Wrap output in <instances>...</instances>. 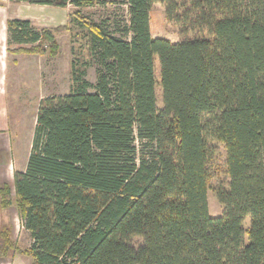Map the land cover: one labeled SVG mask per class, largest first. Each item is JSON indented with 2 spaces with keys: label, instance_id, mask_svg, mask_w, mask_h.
Here are the masks:
<instances>
[{
  "label": "trees",
  "instance_id": "obj_1",
  "mask_svg": "<svg viewBox=\"0 0 264 264\" xmlns=\"http://www.w3.org/2000/svg\"><path fill=\"white\" fill-rule=\"evenodd\" d=\"M153 3L193 36H152ZM125 4L127 18L113 28L75 12L88 59L70 61L67 93L40 99L25 168L13 172L14 203L31 239L19 252L31 264H264V0ZM6 27L8 49L57 51L49 28L19 18ZM89 65L94 83L85 77ZM213 142L225 149L229 178L216 194L218 216L207 199ZM10 191L0 185L2 207ZM0 235L7 251L9 230Z\"/></svg>",
  "mask_w": 264,
  "mask_h": 264
},
{
  "label": "rangeland",
  "instance_id": "obj_2",
  "mask_svg": "<svg viewBox=\"0 0 264 264\" xmlns=\"http://www.w3.org/2000/svg\"><path fill=\"white\" fill-rule=\"evenodd\" d=\"M104 4L75 7L67 4L57 7L47 4H32L22 2L17 6L16 13L26 19H33L37 29L49 28L55 37L57 51L55 54L15 52L18 45H11L7 50L6 91L0 101V185L7 183L11 188L8 194L10 204L2 207L0 204V232L11 229V220H18L13 189V172L24 170L35 127V117L41 98L52 94L67 93L70 89V61L76 59L83 62L88 59L86 40L81 36L80 27L75 20V12L88 20L99 22L104 19L113 28L112 22L117 18L125 21L127 5L125 0H105ZM77 16V15H76ZM56 28V29H55ZM150 32L152 36L165 37L171 41L191 38L188 33L181 35L179 27L166 20L163 5L153 3L150 9ZM29 47V45H22ZM156 79V104L162 106L161 88L159 86V63L157 56L153 59ZM86 79L95 82L94 65L86 68ZM214 155L210 163L208 182V209L211 216L222 214L223 207L217 199V192L227 189L229 178L225 171V149L219 143L213 142ZM248 226V218L244 227ZM21 243L17 240L9 249L19 252L26 249L25 239L28 236L21 229L18 232ZM132 243L137 246L141 238L133 237ZM20 246V247H19ZM23 247V248H21ZM8 249V250H9ZM7 250V251H8ZM28 255V254H26Z\"/></svg>",
  "mask_w": 264,
  "mask_h": 264
},
{
  "label": "crops",
  "instance_id": "obj_3",
  "mask_svg": "<svg viewBox=\"0 0 264 264\" xmlns=\"http://www.w3.org/2000/svg\"><path fill=\"white\" fill-rule=\"evenodd\" d=\"M22 2H10L9 0H0V101L5 96L6 91V67H7V54H8V44H7V27L6 22L8 19L12 18H19V19H26L20 17L16 13V8ZM31 21L33 25H36L33 19H28ZM19 218V216H18ZM11 225L8 227L11 229L8 237V246L12 244L15 245L17 243H21V237L18 236V232L21 229V233L23 232L25 235L28 236L24 241L26 243V247L29 246L31 239L28 232L22 227V224L18 220L14 222V218L11 220ZM1 234V232H0ZM2 235H0V239ZM15 242V243H14ZM0 264H31V258L29 255L20 254L18 252H14L9 249L8 251L4 250L3 246H0ZM20 247V246H19ZM23 248V247H21Z\"/></svg>",
  "mask_w": 264,
  "mask_h": 264
}]
</instances>
